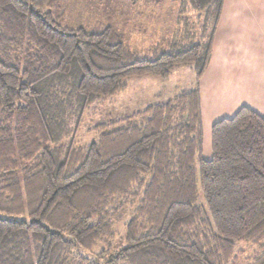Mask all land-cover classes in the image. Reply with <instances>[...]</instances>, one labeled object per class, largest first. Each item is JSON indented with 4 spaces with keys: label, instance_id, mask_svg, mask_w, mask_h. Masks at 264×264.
<instances>
[{
    "label": "trees",
    "instance_id": "obj_1",
    "mask_svg": "<svg viewBox=\"0 0 264 264\" xmlns=\"http://www.w3.org/2000/svg\"><path fill=\"white\" fill-rule=\"evenodd\" d=\"M223 2L188 0L199 30L180 19L137 51L110 27H62L58 0H0V264H264V117L241 107L217 121L200 156L199 82ZM189 64L192 89L74 141L127 79Z\"/></svg>",
    "mask_w": 264,
    "mask_h": 264
},
{
    "label": "rangeland",
    "instance_id": "obj_2",
    "mask_svg": "<svg viewBox=\"0 0 264 264\" xmlns=\"http://www.w3.org/2000/svg\"><path fill=\"white\" fill-rule=\"evenodd\" d=\"M58 3L60 11H64L60 19L62 27H81L90 31L110 27L122 35L124 44L131 50L143 45L148 48L151 39H162L180 19L187 24L191 22L197 31L205 19L203 13L198 14L192 9L188 0H161L139 5H131L127 0H58ZM247 30V43L244 44L241 38L235 40L229 51L232 55H228L225 68L216 72L214 84L207 75L202 85L200 156L203 160L211 158V127L214 123L232 117L241 107H248L264 117V101L257 102L258 97L264 100V88L259 93L260 83L264 80V58L258 55L264 44L251 35L250 27ZM204 39L198 37L196 40L195 37L192 41L201 44ZM188 68L193 69V65L176 70L166 80L148 75L127 79V89L123 94L105 99L100 105L85 111L82 121L75 126L78 131L73 134H76L74 141L78 145L95 142L97 135L86 131L88 128L166 101L175 90L176 94L192 89L194 73ZM210 85L218 92L209 93ZM62 161L63 154L58 152L57 162Z\"/></svg>",
    "mask_w": 264,
    "mask_h": 264
},
{
    "label": "crops",
    "instance_id": "obj_3",
    "mask_svg": "<svg viewBox=\"0 0 264 264\" xmlns=\"http://www.w3.org/2000/svg\"><path fill=\"white\" fill-rule=\"evenodd\" d=\"M144 2L152 4L151 0H143L136 5ZM248 27L251 28V35L260 39L262 44H264V0H224L222 12L212 42L210 61L199 82L200 97L202 95V85L205 83L207 75L213 80L211 84H214L216 72L225 68L224 63H226V60L229 58L228 55H232L229 51L235 40L241 38L244 44L247 43L249 36ZM172 31L173 29L169 30V32L167 30V34L164 35L162 39H151L148 48L142 44L144 47H138L139 50L145 51L146 49H151L164 40H168ZM258 55L264 58V46L262 52ZM214 58L216 61H214ZM260 84L262 87L259 86V93L263 92L264 80ZM208 91L213 94L214 91L217 90L210 85ZM175 92L176 90L173 91V94H175ZM263 101L264 100H261L260 97L257 98V102L260 103Z\"/></svg>",
    "mask_w": 264,
    "mask_h": 264
}]
</instances>
